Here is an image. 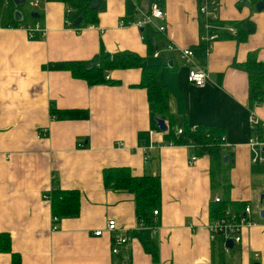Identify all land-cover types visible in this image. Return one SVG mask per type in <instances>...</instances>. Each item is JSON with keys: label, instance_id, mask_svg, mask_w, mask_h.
<instances>
[{"label": "crops", "instance_id": "crops-1", "mask_svg": "<svg viewBox=\"0 0 264 264\" xmlns=\"http://www.w3.org/2000/svg\"><path fill=\"white\" fill-rule=\"evenodd\" d=\"M215 1L214 28L240 26L244 40L223 34L208 49L200 40L198 0H153L165 13L156 22L166 27L156 47L173 45L157 57L149 53L139 27L119 25L137 16L134 0H101L98 22L79 30L66 26V7L56 0L31 8L38 18L18 8L22 24L38 21L46 30L43 37L30 38L21 26L0 27V232L11 237L10 252L0 251V264H12V253L19 254L20 264H123L127 255L129 264H154L139 236L115 255L107 233H92L108 219L127 232L138 224L133 194L103 184L102 170L114 166L160 177L158 228L147 234L157 246V264H264V162L252 163L248 146L249 117L264 123V102L248 106L242 66L249 53L264 61V3L256 10L253 0ZM179 47L193 49L195 62L208 74L204 86L187 80ZM123 50L142 57L141 65L108 70V82L92 85L68 70L44 67ZM148 64L160 66L159 79L178 121L225 129L229 200L239 209L249 204L257 222L243 230L241 243L232 246L236 250L228 246L226 251L221 238L210 239L206 228L209 205L215 195L222 196L221 187L212 185L208 156L189 164L191 147L159 146L163 133L154 124L146 90L137 86L141 66ZM51 106L81 109L87 117L56 119ZM57 187L78 189L80 211L61 218L53 229L51 203L44 195Z\"/></svg>", "mask_w": 264, "mask_h": 264}, {"label": "trees", "instance_id": "trees-1", "mask_svg": "<svg viewBox=\"0 0 264 264\" xmlns=\"http://www.w3.org/2000/svg\"><path fill=\"white\" fill-rule=\"evenodd\" d=\"M62 2L65 7V21L76 30L94 25L98 22V9H91V2L94 0H56ZM255 3L261 0H253ZM141 4L143 0H137ZM153 0H147V6ZM201 0H198V5ZM263 2V0H262ZM19 6L18 8H21ZM10 0H0V27H19L22 21L14 20L15 10ZM81 17L82 21L77 26L74 21ZM132 19V18H131ZM128 21V19H124ZM130 20V19H129ZM66 24V23H65ZM202 25V24H201ZM235 34L225 30L212 29L218 33V39L223 34L233 36L238 41L246 38L245 31L239 26L233 25ZM142 41L147 46L149 53L153 55L157 42L163 34L155 30L146 31L141 29ZM35 36L31 37L34 38ZM143 58L135 52L123 50L112 54L101 51L92 60H61L50 62L46 66L50 70H68L75 78L83 79L88 84L108 82L105 77L108 70L127 69L141 65ZM247 76V103L250 108L254 104L264 102V61H259L254 53H249L245 62L242 63ZM160 66L148 64L141 66L140 80L137 86L144 88L150 104L151 115L154 119L163 118L167 121V133H163L164 143L172 142L174 145L189 146L193 155H206L210 161V175L212 185L221 187L222 196L220 202H213L209 205V219L219 217L227 204L237 206L229 200V177L228 171L231 167L229 158L223 162L225 153L226 135L225 129L219 125L197 124L190 125L186 118L178 121L169 108V92L165 84L159 79ZM50 113L56 119H82L87 113L81 109H57L50 107ZM181 128L177 134L176 129ZM252 135H258L264 139V128L255 126ZM102 180L106 188L113 190L127 191L133 194L135 214L138 223H143V228H135L128 231L132 238L139 236L146 252L152 255L154 264L158 263V251L155 241L152 240L151 227L158 225L157 216L153 211L157 210L162 201L161 181L158 175H134L125 166L107 167L102 170ZM52 216L58 221L65 217H75L80 211V192L78 189L54 188L49 192ZM238 208V207H237ZM239 209V208H238ZM129 243V242H128ZM11 237L8 232H0V251L10 252ZM12 264H20L18 253H12Z\"/></svg>", "mask_w": 264, "mask_h": 264}, {"label": "built area", "instance_id": "built-area-1", "mask_svg": "<svg viewBox=\"0 0 264 264\" xmlns=\"http://www.w3.org/2000/svg\"><path fill=\"white\" fill-rule=\"evenodd\" d=\"M42 1L47 2L51 0H25L24 3H28L31 8H35L38 7ZM134 6L137 16L128 21H125L124 19L120 20V26L131 25L139 27L140 29L148 26L152 27L157 32L165 34V25L161 22H156L157 20L163 21L165 18V13L155 2L150 3L146 9H143L138 4L137 0H134ZM198 19L201 22L203 29L202 33L200 34V40L203 41L206 44V48L209 49L212 45V42L218 39V33L212 30L214 29V23L218 20V10L215 0H201L198 5ZM65 23L68 26L70 25V22L68 20H66ZM20 26L27 32L30 38L35 34L43 37L46 33V30L41 27L38 21L32 25L24 23ZM220 29L227 31L230 34L236 33L235 27L230 25H227ZM167 49H173V45L171 43L167 44ZM178 52L181 60L188 65L187 80L196 87L204 86L208 74L202 66H199L195 62L193 49L190 47H179ZM153 56H159L158 47L155 48ZM106 78L108 77L106 76ZM249 124L251 128H254L255 126L264 128V123L254 118L253 115L249 117ZM167 130L162 131V133L166 134ZM181 131V128L176 129L177 134L181 133ZM153 132L154 130L150 131V133ZM160 145L170 146L174 144L172 142L165 144L163 141L161 144H159V146ZM224 146L226 148L228 144L225 143ZM248 146L252 154L250 161L252 163L264 162V139L260 138L258 135H252L248 141ZM145 150L146 147H143L144 152ZM196 158L197 157L195 155L190 156V158L188 159L189 164L195 162ZM44 197L50 201L49 194H45ZM220 201L221 196L215 195L213 198V202ZM261 209H263V207H260V210ZM251 212L252 207L249 204H245L240 209L234 207L232 204H227L219 217L212 218L208 221L206 228L208 230L209 238L212 240L221 238V240L224 242L226 251L229 250L227 241H232L233 245L240 244L242 240L243 230L257 225V222L250 217ZM157 214V210H154L153 215L157 216ZM262 216L264 217V214ZM57 222L58 218L56 216H52L53 229H56L55 224ZM136 228H143V223H138ZM157 228L158 225L152 226V233H154ZM92 233L95 236H100L103 233H107L110 238V251L115 255L120 254L124 250V248L127 247L128 242L131 240L128 232L124 230V228L119 227L115 219H108L103 228H98ZM129 260L130 258L127 255L123 264H129Z\"/></svg>", "mask_w": 264, "mask_h": 264}, {"label": "water", "instance_id": "water-1", "mask_svg": "<svg viewBox=\"0 0 264 264\" xmlns=\"http://www.w3.org/2000/svg\"><path fill=\"white\" fill-rule=\"evenodd\" d=\"M11 3L14 5L15 8H18L19 6H22L25 2V0H10ZM101 5V0H94L91 2V9H98ZM263 7V2L259 1L256 3L255 8L256 10H261ZM15 17L14 20L16 21H22V16H21V12L17 9L14 13ZM17 15V16H16ZM31 16L38 18V14L35 12H31ZM82 21L81 17H78L75 21H74V25L77 26L78 24H80V22ZM156 126L161 130V131H166L167 130V124L165 122V120L163 118H156ZM228 156L224 155L223 156V162H227ZM263 195L260 196V201H262ZM261 215L264 214V209L261 210L260 212ZM227 246H229L230 248H232L233 246V242L232 241H227Z\"/></svg>", "mask_w": 264, "mask_h": 264}, {"label": "rangeland", "instance_id": "rangeland-1", "mask_svg": "<svg viewBox=\"0 0 264 264\" xmlns=\"http://www.w3.org/2000/svg\"><path fill=\"white\" fill-rule=\"evenodd\" d=\"M140 7H142L143 9H146L147 8V1L146 2H142L141 4H139ZM21 9L25 12V13H29L31 12V7L28 5V3H24L21 7ZM148 26H145L144 28H146ZM159 49V55L161 54V52L163 51V49H167V45L165 46V44H163V47H158ZM179 54V52H178ZM155 121V120H154ZM156 125V123H154ZM158 128V127H157ZM237 249V246L235 248H232L230 251H233V250H236Z\"/></svg>", "mask_w": 264, "mask_h": 264}]
</instances>
